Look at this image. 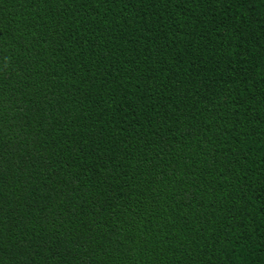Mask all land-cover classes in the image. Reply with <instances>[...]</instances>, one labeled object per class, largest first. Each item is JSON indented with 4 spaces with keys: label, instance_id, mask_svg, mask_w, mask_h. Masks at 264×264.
<instances>
[{
    "label": "trees",
    "instance_id": "trees-1",
    "mask_svg": "<svg viewBox=\"0 0 264 264\" xmlns=\"http://www.w3.org/2000/svg\"><path fill=\"white\" fill-rule=\"evenodd\" d=\"M0 264H264V0H0Z\"/></svg>",
    "mask_w": 264,
    "mask_h": 264
}]
</instances>
